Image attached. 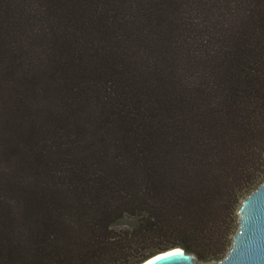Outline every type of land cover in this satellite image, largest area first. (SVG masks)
<instances>
[{
  "label": "trees",
  "instance_id": "16d2710c",
  "mask_svg": "<svg viewBox=\"0 0 264 264\" xmlns=\"http://www.w3.org/2000/svg\"><path fill=\"white\" fill-rule=\"evenodd\" d=\"M264 182V0H0V264L223 259Z\"/></svg>",
  "mask_w": 264,
  "mask_h": 264
},
{
  "label": "water",
  "instance_id": "95a60500",
  "mask_svg": "<svg viewBox=\"0 0 264 264\" xmlns=\"http://www.w3.org/2000/svg\"><path fill=\"white\" fill-rule=\"evenodd\" d=\"M141 264H264V182L242 201L238 209V228L223 259L205 263L193 253L173 248Z\"/></svg>",
  "mask_w": 264,
  "mask_h": 264
},
{
  "label": "rangeland",
  "instance_id": "374dc122",
  "mask_svg": "<svg viewBox=\"0 0 264 264\" xmlns=\"http://www.w3.org/2000/svg\"><path fill=\"white\" fill-rule=\"evenodd\" d=\"M181 248V247H180ZM182 249V248H181Z\"/></svg>",
  "mask_w": 264,
  "mask_h": 264
}]
</instances>
